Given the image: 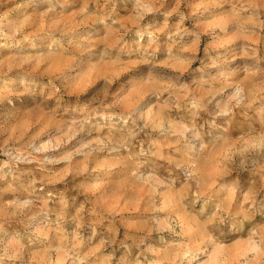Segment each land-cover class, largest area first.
I'll return each instance as SVG.
<instances>
[{
	"label": "rangeland",
	"instance_id": "1",
	"mask_svg": "<svg viewBox=\"0 0 264 264\" xmlns=\"http://www.w3.org/2000/svg\"><path fill=\"white\" fill-rule=\"evenodd\" d=\"M59 263L264 264V0H0V264Z\"/></svg>",
	"mask_w": 264,
	"mask_h": 264
},
{
	"label": "bare ground",
	"instance_id": "2",
	"mask_svg": "<svg viewBox=\"0 0 264 264\" xmlns=\"http://www.w3.org/2000/svg\"><path fill=\"white\" fill-rule=\"evenodd\" d=\"M219 248H218V246H215L214 248H213V252H214V255H212V258H215V253H217L219 250H218ZM218 258V257H217ZM191 259V258H190ZM188 261H189V259H188ZM187 261V262H188ZM59 264H61V263H59Z\"/></svg>",
	"mask_w": 264,
	"mask_h": 264
}]
</instances>
